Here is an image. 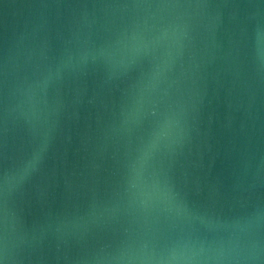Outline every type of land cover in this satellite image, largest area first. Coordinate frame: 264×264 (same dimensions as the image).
<instances>
[{
  "label": "water",
  "instance_id": "obj_1",
  "mask_svg": "<svg viewBox=\"0 0 264 264\" xmlns=\"http://www.w3.org/2000/svg\"><path fill=\"white\" fill-rule=\"evenodd\" d=\"M5 244L264 264V0H0Z\"/></svg>",
  "mask_w": 264,
  "mask_h": 264
},
{
  "label": "clouds",
  "instance_id": "obj_2",
  "mask_svg": "<svg viewBox=\"0 0 264 264\" xmlns=\"http://www.w3.org/2000/svg\"><path fill=\"white\" fill-rule=\"evenodd\" d=\"M155 147V144L152 145V148ZM149 153H146L147 155ZM8 259L7 245L4 247V254L2 258H0V264H6ZM113 260L117 261V264H168L167 260L163 258L154 256V255H125L121 254L119 256L113 257Z\"/></svg>",
  "mask_w": 264,
  "mask_h": 264
}]
</instances>
